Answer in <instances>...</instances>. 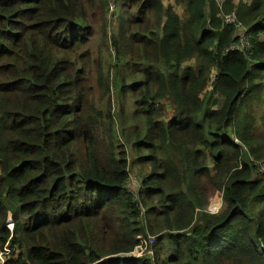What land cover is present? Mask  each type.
Returning <instances> with one entry per match:
<instances>
[{
	"label": "trees",
	"instance_id": "16d2710c",
	"mask_svg": "<svg viewBox=\"0 0 264 264\" xmlns=\"http://www.w3.org/2000/svg\"><path fill=\"white\" fill-rule=\"evenodd\" d=\"M121 1L0 0L6 264H264V0Z\"/></svg>",
	"mask_w": 264,
	"mask_h": 264
},
{
	"label": "built area",
	"instance_id": "2783aa9c",
	"mask_svg": "<svg viewBox=\"0 0 264 264\" xmlns=\"http://www.w3.org/2000/svg\"><path fill=\"white\" fill-rule=\"evenodd\" d=\"M112 1L113 2L111 3V6H110V12L114 13L116 10L118 12L119 7L122 5L123 2L121 0H112ZM226 1L228 0H217L220 7H222L223 3ZM222 19L225 24L234 25L236 27V35L238 37V42L235 45H233L231 48L234 50H241V51L249 50L251 46L250 37H249V29L239 20L237 12L234 10L229 13H222ZM261 172L264 173V167L262 168ZM131 184H134V183L131 182L130 185ZM155 241H156L155 236H151L150 242L154 244ZM147 254L153 257L154 251L149 250ZM7 261H8V257L3 255L1 252L0 253V264H6Z\"/></svg>",
	"mask_w": 264,
	"mask_h": 264
},
{
	"label": "rangeland",
	"instance_id": "374dc122",
	"mask_svg": "<svg viewBox=\"0 0 264 264\" xmlns=\"http://www.w3.org/2000/svg\"><path fill=\"white\" fill-rule=\"evenodd\" d=\"M236 2H238L237 0H234ZM241 1V0H240ZM176 9L178 10V13L180 15H183V8L180 6H176ZM117 10L114 13L109 12L108 16L106 17V19L103 21L102 23V27L101 30L97 29L96 30V34L94 37V41H93V48L96 52H99L101 49V39H102V33H103V29L105 30L106 26H107V33L108 35H113V34H117L119 31V20L118 17H114V15L116 14ZM128 105V102L126 104V107ZM129 155L131 158V161H133V159L135 158V152L132 150L131 147H129ZM131 168H132V177H136L138 178V176L140 177L139 173H140V169H138L137 167H132L131 164ZM131 190L133 191L134 194H137L138 192V186L136 183L131 184L130 185Z\"/></svg>",
	"mask_w": 264,
	"mask_h": 264
},
{
	"label": "water",
	"instance_id": "95a60500",
	"mask_svg": "<svg viewBox=\"0 0 264 264\" xmlns=\"http://www.w3.org/2000/svg\"><path fill=\"white\" fill-rule=\"evenodd\" d=\"M207 16L209 17V9H207Z\"/></svg>",
	"mask_w": 264,
	"mask_h": 264
},
{
	"label": "crops",
	"instance_id": "0c3cea01",
	"mask_svg": "<svg viewBox=\"0 0 264 264\" xmlns=\"http://www.w3.org/2000/svg\"><path fill=\"white\" fill-rule=\"evenodd\" d=\"M0 253H1V251H0Z\"/></svg>",
	"mask_w": 264,
	"mask_h": 264
}]
</instances>
